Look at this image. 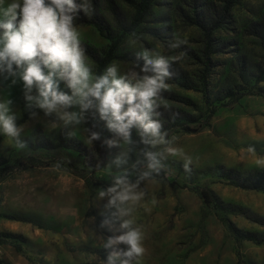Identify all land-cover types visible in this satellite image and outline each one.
<instances>
[{"label": "rangeland", "instance_id": "1", "mask_svg": "<svg viewBox=\"0 0 264 264\" xmlns=\"http://www.w3.org/2000/svg\"><path fill=\"white\" fill-rule=\"evenodd\" d=\"M112 1L130 11L120 0ZM226 1L153 0L149 14L123 38L118 57L100 75L114 65L118 77L134 83L137 77L155 74L152 65L142 71L145 53L151 60L169 61L173 78H166L168 87L155 109L159 115H153L161 123V134L166 133L164 142L142 136L138 126L130 129L125 142L108 127L111 117L102 119L95 107L93 127L101 146L96 151L87 136L86 109L76 102L78 97L66 79L54 77L58 90L73 96V102L48 113L35 99L28 100L38 92L35 86L31 91L25 88L22 69L13 63L12 75L6 63L0 66V104L6 105L15 121L24 117L16 125L18 136L0 131V260L4 264H109L113 253L120 255L111 264L124 260L129 264H264V243L236 242L220 220L225 214L240 230L264 233V224L239 214L245 211L264 219V193L234 187L205 171L219 164L240 171L264 169V80L254 81L264 65V48L245 32L251 21H264V0H230L225 9ZM10 2L5 0L2 7ZM100 5L99 12L113 26L104 1ZM221 13L225 17L210 35L212 52L206 60L203 36L192 21L195 16L208 19ZM0 19H4L2 12ZM73 25L80 32V43L99 52L106 48L108 41L94 27L74 21ZM84 56L92 80L94 62ZM129 56L141 58L142 64L121 58ZM48 71L44 68L45 74ZM199 87H206L207 102ZM239 93L243 94L232 102ZM211 106L213 112L203 124ZM175 111H180L178 120ZM183 125L198 130H182ZM70 139L85 146V157L65 146ZM147 153L156 155L167 182L138 176V171L154 170L148 166ZM179 164L187 175L178 170ZM117 177L126 180L131 198L110 204L115 193L108 189L116 186ZM202 186L237 212L205 206L196 188ZM126 221L129 226L124 228ZM130 229L142 234L140 257L124 256L125 243L109 245Z\"/></svg>", "mask_w": 264, "mask_h": 264}, {"label": "clouds", "instance_id": "2", "mask_svg": "<svg viewBox=\"0 0 264 264\" xmlns=\"http://www.w3.org/2000/svg\"><path fill=\"white\" fill-rule=\"evenodd\" d=\"M5 0H0V12L4 19H0V66L7 64L10 74L13 72V63L22 69L20 78L29 91L33 86L37 89L35 99L38 107L51 113L58 110V106L69 105L73 102V96L78 97L82 109L97 107L102 119L108 120V127L117 131L125 140L129 141L130 129L138 126L145 134L159 137L164 142L161 134V123L153 119V115H159L155 109L159 106L157 100L162 90L167 89L166 78L171 74L168 71L169 61L163 57L151 60L147 53L144 54L145 67L152 65V76L135 78V82L126 76H117V69L113 65L107 68L104 75L94 81L90 78V69L85 64L84 51L80 47V32L73 25L72 13L78 10L75 0H51L46 4L45 0H11L6 7ZM87 12V3L80 6ZM44 68H48L47 74ZM66 79L68 86L73 90V96L59 91L57 79ZM8 108L0 104V131L9 137L18 136L19 130L15 124V117L8 114ZM93 138H97L93 134ZM155 143L156 141H145ZM109 144L114 141H109ZM23 147V145H19ZM170 154L176 155L177 151L169 149ZM150 161L149 168L158 170L160 167L157 157L153 153H147ZM191 159L185 164V169ZM122 191H117L118 187ZM109 193H115L110 204L117 201L123 203L129 200L130 189L126 186V180L116 178V186L108 189ZM101 196L105 195L101 192ZM126 221L122 227L127 228ZM142 234L139 230L130 229L124 235L110 240L112 243H125L128 250L123 253L128 258L143 255ZM108 246V245H106ZM109 256V264L113 257ZM122 264H129L128 260Z\"/></svg>", "mask_w": 264, "mask_h": 264}, {"label": "trees", "instance_id": "3", "mask_svg": "<svg viewBox=\"0 0 264 264\" xmlns=\"http://www.w3.org/2000/svg\"><path fill=\"white\" fill-rule=\"evenodd\" d=\"M101 1H104L105 8L110 14L111 20L113 21V26H111L104 16L99 12L98 7L101 6ZM126 7L129 8V12H125L121 9L117 4H115L112 0H75V3L78 6V10L73 15V21L78 23L89 24L95 28L97 33L105 38L108 43L104 50L99 52L93 47L80 43V47L84 51V54L89 57L94 62V72L92 76V81L96 78L100 77L105 66L114 58H117L116 54L117 48L122 42L123 38L131 34L136 27L141 24L145 17L149 14L150 8L153 0H120ZM224 8L228 9L231 1L227 0ZM87 3L88 11L86 12L83 7H80ZM225 14L221 13L215 18L202 19L198 16H195L192 23L197 27V29L201 32L204 39V47L203 53L208 59V54L212 52L211 49V33L212 31L220 28ZM246 33L254 36L259 41L260 45L264 48V21L263 20H254L251 21L245 29ZM127 58L136 64H142V59L137 56H129V57H121ZM180 70V69H179ZM171 74V72H169ZM172 76V74L170 75ZM173 78V76L171 77ZM264 80V65L257 70L254 76L255 82H260ZM184 88H196V87H184ZM199 90L202 94V98L204 102L208 101L206 87H199ZM243 93H239L238 95H234L231 101H235L239 96ZM174 96V95H173ZM175 98V97H174ZM178 100H181L179 98ZM95 107H90L86 109V113L84 116V121L86 124L87 136L91 140L92 145L96 151L101 150L100 139L93 127V113ZM176 112V118L178 120L180 111ZM213 112V106L209 108L207 116L204 118L203 124H206L211 113ZM178 113V114H177ZM24 117H20L15 121V124H19ZM182 130H198L197 128H190L186 125L181 127ZM96 134L97 138H93V134ZM67 148L75 150L77 153L82 154L84 157L86 155V148L83 146L78 140L70 139L65 143ZM22 164V163H21ZM24 166V164L22 165ZM136 170L137 167H134ZM178 170L185 175L188 174L183 168L181 164L178 165ZM137 171V170H136ZM205 171L212 173L220 179L225 180L228 184L242 188V189H253L264 193V169L263 168H255L249 171H240L238 169L224 167L219 164L212 167L205 168ZM138 176L141 178L154 179L158 182L165 183L167 179L161 169L158 170H143L138 171ZM137 174V173H136ZM103 186L106 183L101 182ZM198 193L201 197L202 203L210 208H213L216 211L222 213H235L237 212L234 209V206H231L229 203H223L209 188L202 186L196 187ZM239 214L245 217L246 219L257 223L264 224L261 217L256 215H249L248 213L239 211ZM220 220L225 224L228 231L231 233L233 239L236 242L247 240L256 244L264 243V233H256L245 230H240L234 226V224L229 220V218L223 214L220 217ZM20 246L15 245V249L19 250ZM0 264H4L2 260H0Z\"/></svg>", "mask_w": 264, "mask_h": 264}]
</instances>
